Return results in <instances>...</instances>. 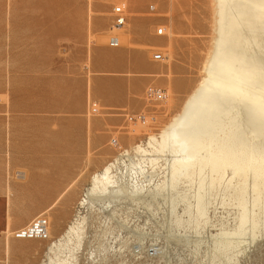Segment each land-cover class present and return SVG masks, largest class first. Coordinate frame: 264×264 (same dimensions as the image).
<instances>
[{
  "label": "rangeland",
  "instance_id": "obj_1",
  "mask_svg": "<svg viewBox=\"0 0 264 264\" xmlns=\"http://www.w3.org/2000/svg\"><path fill=\"white\" fill-rule=\"evenodd\" d=\"M121 3L127 24L112 31L111 11ZM211 4L0 0V264L47 263L71 203L59 192L45 193L46 185L102 168L179 111L210 49ZM149 87L167 97L148 98ZM119 215L122 248H110L103 262L82 258L81 264H210V235L232 222L221 206L210 209L211 223L201 234L194 224L176 225L156 203L152 210L134 204ZM32 226L44 228L45 236L26 235ZM198 237L205 242L195 247ZM216 264L232 263L222 256ZM235 264H264V235L248 242Z\"/></svg>",
  "mask_w": 264,
  "mask_h": 264
},
{
  "label": "bare ground",
  "instance_id": "obj_2",
  "mask_svg": "<svg viewBox=\"0 0 264 264\" xmlns=\"http://www.w3.org/2000/svg\"><path fill=\"white\" fill-rule=\"evenodd\" d=\"M212 4L202 75L179 111L102 168L45 186V193L59 192L71 203L67 228L51 240L46 264L102 261L110 248L117 253L119 214L134 204L152 210L156 203L176 225L194 224L198 234L211 223L210 209L227 210L232 222H222L208 241L210 264L222 256L235 264L245 245L264 235V0ZM179 134L188 136V156L171 143ZM202 242L196 238L195 247Z\"/></svg>",
  "mask_w": 264,
  "mask_h": 264
},
{
  "label": "built area",
  "instance_id": "obj_3",
  "mask_svg": "<svg viewBox=\"0 0 264 264\" xmlns=\"http://www.w3.org/2000/svg\"><path fill=\"white\" fill-rule=\"evenodd\" d=\"M112 24H111V30L114 31V30H119L121 28H123L126 24H127V13H126V7L124 4H118V5H115L113 8H112ZM157 33L159 35H162L164 33V28H158L157 29ZM146 95L148 98L150 99H157V100H163L166 98V94L161 91V90H158L156 88H153V87H149L146 91ZM98 111V108H97V103H93L92 104V112H97ZM139 119H142L144 120L145 117L143 115H140L138 116ZM131 120L134 119V117H130ZM144 122V121H143ZM44 228L42 230H37L36 227H30L28 229H26V235H29V236H40V237H44L45 234H43L44 232Z\"/></svg>",
  "mask_w": 264,
  "mask_h": 264
},
{
  "label": "crops",
  "instance_id": "obj_4",
  "mask_svg": "<svg viewBox=\"0 0 264 264\" xmlns=\"http://www.w3.org/2000/svg\"><path fill=\"white\" fill-rule=\"evenodd\" d=\"M125 82L127 81V80H125V79H123ZM120 81V80H119ZM120 102V101H119ZM125 104V102L123 101V102H121V105H124Z\"/></svg>",
  "mask_w": 264,
  "mask_h": 264
}]
</instances>
